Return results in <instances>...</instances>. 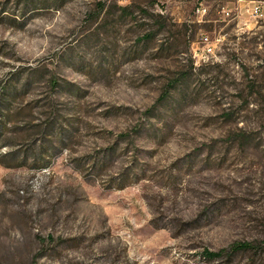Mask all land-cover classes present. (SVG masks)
<instances>
[{
  "label": "rangeland",
  "instance_id": "1",
  "mask_svg": "<svg viewBox=\"0 0 264 264\" xmlns=\"http://www.w3.org/2000/svg\"><path fill=\"white\" fill-rule=\"evenodd\" d=\"M247 1L0 0V88L24 89L0 132V264L264 247V0L257 18Z\"/></svg>",
  "mask_w": 264,
  "mask_h": 264
},
{
  "label": "trees",
  "instance_id": "2",
  "mask_svg": "<svg viewBox=\"0 0 264 264\" xmlns=\"http://www.w3.org/2000/svg\"><path fill=\"white\" fill-rule=\"evenodd\" d=\"M150 34H145V37L149 36ZM56 81H53L55 83ZM56 84V83H55ZM27 85V81L25 82L24 88ZM24 91V89H22ZM22 91H19L16 89L15 85L12 82H7L5 85H3L0 88V132L3 130V127L6 126L7 121L10 119V115L12 112L11 104L13 100H15L19 95H21ZM148 113H153V108H150L148 110ZM147 113V114H148ZM47 127H50V129H54L56 125L54 122L52 124L47 125ZM46 129V127L44 128ZM142 129V126L137 127L134 129V133H139ZM64 131V130H63ZM61 132L62 137H64V132ZM67 131V130H65ZM46 134V133H45ZM49 134V132H48ZM124 138H127V136H121ZM43 140L48 139L46 135H42ZM44 149H47L46 146L40 145V150L43 151ZM28 150H24V154L27 153ZM114 149H110L109 152L106 153L105 157H111L113 154ZM32 153H34L32 151ZM19 155L16 151L12 152V158L18 159ZM27 155V154H26ZM103 159V158H102ZM23 161V160H22ZM102 161V160H101ZM15 165H21V164H15ZM13 165V166H15ZM101 165V164H100ZM125 179V178H124ZM125 181V180H124ZM126 184H122L120 187H124ZM260 251H263L260 252ZM249 253L252 255L249 263H252L255 261V257L258 255L260 256V253L264 254V247L262 243L259 241H236L232 244H230L226 248H221L219 250H210L208 248L204 249L201 255L204 259H207L209 261H219L221 264H231L234 261V258L238 256L239 254H246ZM248 263V264H249Z\"/></svg>",
  "mask_w": 264,
  "mask_h": 264
},
{
  "label": "built area",
  "instance_id": "3",
  "mask_svg": "<svg viewBox=\"0 0 264 264\" xmlns=\"http://www.w3.org/2000/svg\"><path fill=\"white\" fill-rule=\"evenodd\" d=\"M247 3H248V7L246 8L247 13L253 18L260 17L262 14L263 2L260 0H248ZM223 13L226 16H229L231 11L224 9ZM199 42L205 54L209 55L210 53L213 52L214 45L208 34L202 33Z\"/></svg>",
  "mask_w": 264,
  "mask_h": 264
}]
</instances>
